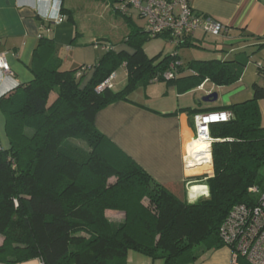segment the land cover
<instances>
[{"label":"trees","instance_id":"16d2710c","mask_svg":"<svg viewBox=\"0 0 264 264\" xmlns=\"http://www.w3.org/2000/svg\"><path fill=\"white\" fill-rule=\"evenodd\" d=\"M109 1L129 25L123 41L128 49L99 42L106 52L90 66L85 83L86 73L77 77L84 66L62 71L44 61L34 80L0 99L9 142L0 145V264L33 258L44 264H127L131 251L163 264H195L225 245L220 229L232 208L259 199L249 188H260L264 180V84L255 83L251 99L228 107L229 120L211 124L212 173L195 178L208 186L209 197L195 203L155 181L97 128L99 111L129 100L140 86L179 80L183 63L177 52L149 57L144 44L162 38L179 49L186 38L151 36L147 23L139 27L132 20V8L146 19L141 9L127 0ZM49 46L42 39L35 60ZM249 60L242 52L188 67L198 84L208 79L222 86L238 81ZM175 61L180 67L165 79ZM123 65L125 86L98 91ZM111 212L124 218L115 221Z\"/></svg>","mask_w":264,"mask_h":264},{"label":"crops","instance_id":"0c3cea01","mask_svg":"<svg viewBox=\"0 0 264 264\" xmlns=\"http://www.w3.org/2000/svg\"><path fill=\"white\" fill-rule=\"evenodd\" d=\"M192 9L226 25L229 32L215 37L201 29L184 38L183 50L169 40L153 54L144 44L149 57L177 52L183 63L179 80L173 83L155 81L137 89L129 100H121L105 107L95 117L97 128L120 149L137 162L157 182L165 185L182 200L195 203L209 197V188L197 183L194 176L212 172L210 153H189L187 146L196 140L194 117L199 113L230 111L228 107L252 98L253 85L264 84V0H186ZM109 0H63L61 4L50 0H0V52L4 53L11 73L0 69V99L7 98L22 85L35 78V69L45 61L74 70L93 66L106 52L98 43H112L117 50L128 49L123 43L129 25L117 15ZM132 20L145 26L135 9ZM60 15L64 20L56 23ZM126 24V33L117 39V27ZM144 24V25H143ZM51 41L42 50L40 61L35 60L41 40ZM39 51V50H38ZM183 51V54L182 52ZM250 56L241 78L228 85H216L206 79L198 84L194 70L188 64L197 60H232L239 53ZM47 57V58H46ZM92 71L86 73L85 83ZM126 66L114 75V90L127 83ZM217 92L216 100L202 102V98ZM264 125V99L259 101ZM0 137L5 146L9 142L5 133V117L0 110ZM206 165L207 171H206ZM202 166V167H197ZM203 189L193 192V186ZM123 214V213H120ZM118 216V215H117ZM114 217L120 221L123 217ZM232 249L227 245L207 253L195 264H231ZM20 264H44L33 258ZM127 264H163L131 251ZM239 264H248L246 261Z\"/></svg>","mask_w":264,"mask_h":264},{"label":"built area","instance_id":"2783aa9c","mask_svg":"<svg viewBox=\"0 0 264 264\" xmlns=\"http://www.w3.org/2000/svg\"><path fill=\"white\" fill-rule=\"evenodd\" d=\"M61 4L63 0H50ZM133 6L141 9L146 17V29L151 36L168 33L176 42L184 36L193 34L201 29L208 34L220 36L229 31L223 23L210 17L200 16L195 13L186 0H127ZM64 20L60 15L56 23ZM181 62L171 63L170 68L163 75L171 79L180 67ZM259 67L264 70L261 63ZM0 69L11 73L9 62L4 53L0 52ZM90 66H84L77 72V77L90 72ZM114 75L97 87L98 91L113 87ZM230 111H217L199 113L195 115L196 140H203L212 145L210 126L213 123L227 121L231 118ZM249 191L259 194V199L254 205L238 204L230 211L221 226V237L228 247L232 249L233 259L231 264H239V259H244L248 264H264V191L257 186H252Z\"/></svg>","mask_w":264,"mask_h":264},{"label":"rangeland","instance_id":"374dc122","mask_svg":"<svg viewBox=\"0 0 264 264\" xmlns=\"http://www.w3.org/2000/svg\"><path fill=\"white\" fill-rule=\"evenodd\" d=\"M136 17H137V19H140L142 21V23H146V19L140 18V16H138V15H136ZM125 26L127 27L126 24H124V25L122 24V25H120L119 27L116 28L117 29V32L115 34V37H117V39H119L120 37L122 38V36L127 32L126 31L127 29H125L126 28ZM165 45H167L168 47H171L172 44L171 43H165L162 38H154V39L150 40L149 43H147L146 47L149 46L150 48L148 49V52L150 54H153V52H155L157 49H159L161 47H164ZM178 50H183V48H179ZM181 52L183 54V51H181ZM144 88H145V86H140L137 89H142L143 90ZM0 145L3 146V141L0 142ZM202 166H206V165H202ZM202 166H197V167L199 168V167H202ZM206 171H207V166H206ZM200 174L201 175L194 176V179L193 180H197L195 178L202 177L204 175H208L209 173L205 174V171H204V173H200ZM197 183H202V182L200 180H197ZM260 188H261V191H264V180L261 183ZM255 196H260V195L259 194H255ZM122 215L123 214H120V213H117V212H111V213H109V216L112 219H114V217H116V216L119 217V218H121V217H123Z\"/></svg>","mask_w":264,"mask_h":264},{"label":"bare ground","instance_id":"6f19581e","mask_svg":"<svg viewBox=\"0 0 264 264\" xmlns=\"http://www.w3.org/2000/svg\"><path fill=\"white\" fill-rule=\"evenodd\" d=\"M209 146L211 147V145L208 142L199 139V140H195L194 142H190L187 146V149L189 153H200L199 155H202L209 153ZM211 163H212V155H211ZM201 189H203L202 186L195 185L193 186L192 191L195 192Z\"/></svg>","mask_w":264,"mask_h":264},{"label":"water","instance_id":"95a60500","mask_svg":"<svg viewBox=\"0 0 264 264\" xmlns=\"http://www.w3.org/2000/svg\"><path fill=\"white\" fill-rule=\"evenodd\" d=\"M217 96H218L217 92H213V93H210V94L204 96L201 101L202 102L213 101V100L217 99ZM211 155H212V150H211Z\"/></svg>","mask_w":264,"mask_h":264}]
</instances>
